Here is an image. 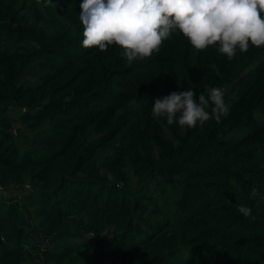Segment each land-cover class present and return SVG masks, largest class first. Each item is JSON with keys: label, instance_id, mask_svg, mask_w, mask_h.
<instances>
[{"label": "rangeland", "instance_id": "374dc122", "mask_svg": "<svg viewBox=\"0 0 264 264\" xmlns=\"http://www.w3.org/2000/svg\"><path fill=\"white\" fill-rule=\"evenodd\" d=\"M53 3L0 0V264H264V47L228 60L174 34L129 65L81 46L82 0ZM156 56L186 76L127 74ZM171 85L221 87L229 111L153 119Z\"/></svg>", "mask_w": 264, "mask_h": 264}, {"label": "clouds", "instance_id": "9594fccd", "mask_svg": "<svg viewBox=\"0 0 264 264\" xmlns=\"http://www.w3.org/2000/svg\"><path fill=\"white\" fill-rule=\"evenodd\" d=\"M47 5L57 7L53 0H45ZM80 9L81 46L101 52L116 46L129 65L159 52L174 34L198 52L214 47L228 60L250 46L264 47V0H82ZM228 111L224 89L204 85L198 100L192 88L156 99L151 115L195 128L211 119L219 123ZM258 195L253 187L250 196ZM237 209L251 215L249 207Z\"/></svg>", "mask_w": 264, "mask_h": 264}, {"label": "trees", "instance_id": "16d2710c", "mask_svg": "<svg viewBox=\"0 0 264 264\" xmlns=\"http://www.w3.org/2000/svg\"><path fill=\"white\" fill-rule=\"evenodd\" d=\"M93 49L94 48H91L89 49V51L92 52ZM162 54H164V52L158 53L157 55H162ZM190 61L191 59H189V62ZM182 64H184V66L186 65L185 63H182ZM184 66L181 65V62H175L171 56H169L168 58L166 57L164 58L162 56L160 57L156 56L152 59L147 60L144 63L142 62L138 65H135V68H132L131 72L127 70V74L132 73L136 77V82L140 83L141 81L152 79L157 72H159L160 70H163V68L164 69L166 68L165 83L168 84L169 83L168 81L175 79V77H179V76L181 77V74H182V77L186 76L185 71L181 70ZM256 75L257 77L255 76V81H257V84H260L262 79L264 78V63L259 67V70L256 72ZM133 85L134 84H130L129 86H126L127 90L132 88ZM169 88L171 92L178 90V87L176 89L174 85H171V87ZM125 96H128V95H125ZM95 112L97 111L95 110ZM254 176L257 178L256 175Z\"/></svg>", "mask_w": 264, "mask_h": 264}]
</instances>
